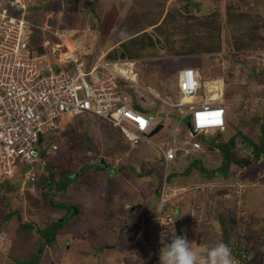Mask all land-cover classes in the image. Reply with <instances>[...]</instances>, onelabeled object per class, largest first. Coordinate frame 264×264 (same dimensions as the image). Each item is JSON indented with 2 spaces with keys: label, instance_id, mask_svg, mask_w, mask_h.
<instances>
[{
  "label": "rangeland",
  "instance_id": "1",
  "mask_svg": "<svg viewBox=\"0 0 264 264\" xmlns=\"http://www.w3.org/2000/svg\"><path fill=\"white\" fill-rule=\"evenodd\" d=\"M39 2L41 7L27 18L33 23L41 21L46 22L47 27L55 26L51 31L67 37L68 49H77L82 56H93V51H96L94 59L102 57L105 61L114 59L119 63L127 61L121 53L141 55L136 61L131 60L132 71H139L140 84L155 87L159 93L156 95L148 87L139 86L135 92V103L143 101V108L157 120H162L159 116L161 105H166L169 115L176 114L175 108L165 104L161 98L171 103L178 101L174 85L175 71L179 66L193 64L200 81L195 100L203 101L209 96L205 93L208 87L203 86L206 79L222 81V105L228 110L229 121L222 133L215 131L195 136V140L202 144L203 151L178 156L174 165H169L165 171L155 148L150 144L141 142L131 146L117 130H112L108 124L105 126L94 116L72 117L61 122L50 137L58 145L57 153L52 161H47L41 172L37 170V180L47 177L48 169L53 170L55 179L62 170L75 173L81 165L82 173L80 176L73 175L65 190L56 191L49 200L44 194L55 190L56 182L48 187L26 184L21 193L19 172L11 176L10 183L14 184L15 193L6 199L10 208L0 205V264H16L8 254L12 253L11 248L14 253L19 251L20 245L14 239L20 220L31 222L35 225L34 229H39L63 213V210L55 209L52 199L73 206L76 204L80 210H72L66 217L64 230L55 235V243L50 244L49 239H44L46 242L39 260L43 264H160V250L176 226V222L169 223L172 217L165 221L166 213L183 203L184 208L180 205L182 213L179 216L183 215L184 221L178 225L183 224L178 235H185L200 256H206L208 248L215 242L225 240L226 234L223 232L227 230H223L224 223L233 227L234 231L239 228L238 233L251 237L250 247L254 248L249 249L250 260L247 262L261 260L264 253L259 256L256 250L258 242L254 240L253 233L259 232L264 225V199L259 204L262 210L256 208V216L249 218L246 216L248 211L233 209L236 204L240 206L242 201L241 196L237 197V203L233 200L235 194L231 192L235 188L230 187L234 185L232 173L228 172L229 176L224 177L218 176L217 172L213 178H207L195 168L189 167L188 172L186 170L193 159H199L211 171L219 167L222 156L217 147L211 144L221 140L224 142L236 131H241L255 143H259L262 137L264 0ZM91 23L96 31L101 30V35L92 29ZM138 31L139 35L132 37ZM96 35L99 37L95 38ZM37 37H42L41 33ZM122 38L126 39L123 44L106 56L105 50L111 49V42ZM49 40H52V35ZM134 66L139 69L136 71ZM144 66L149 71L146 79H142L141 75ZM155 80L158 82L153 83ZM125 83L130 84L128 81ZM187 122L188 119L181 123L182 134H187L184 127ZM172 130L165 125L150 137V141L164 144L171 139ZM241 139L238 137V141ZM43 146L44 143L40 148ZM244 148L246 150L242 149V154L248 151L247 144ZM102 159L109 163V170L104 165L100 168L95 165L102 164ZM231 168L235 170L234 165ZM247 168L245 177L257 184L258 188H264V154ZM36 169H40V165ZM169 172H175L177 176L164 188L179 189L183 193L160 206L158 189L165 183V176ZM216 187L220 188L224 197L216 199L215 190H212ZM195 188L197 191L193 192ZM171 191V194H175ZM171 194H168V198ZM227 194H231L230 197ZM7 213L8 219L5 218ZM173 219L176 221L177 217L173 215ZM242 225L244 228H241ZM234 238H230L232 243Z\"/></svg>",
  "mask_w": 264,
  "mask_h": 264
},
{
  "label": "built area",
  "instance_id": "2",
  "mask_svg": "<svg viewBox=\"0 0 264 264\" xmlns=\"http://www.w3.org/2000/svg\"><path fill=\"white\" fill-rule=\"evenodd\" d=\"M39 1L0 0V184L22 165L27 166L25 179L34 181V168H42L57 153L58 145L49 136L55 134L61 122L72 117L94 116L117 130L131 146L149 143L165 166L177 153L184 157L202 150L195 136L225 129L223 84L216 91L220 97L197 101L199 75L194 68L185 67L176 74L178 101L167 102L175 108L178 123L190 117L191 126L182 135V146L173 133L165 146L149 142L148 134L157 121L152 114L133 108L127 87L139 86L121 74L127 62L105 61L102 57L89 62L77 49H68L53 38L49 40V30L55 26L47 27L46 22L40 26L27 18L41 6ZM38 32L42 37L36 36ZM122 80L130 84L121 85ZM209 89L205 93L211 94ZM189 98L194 101L185 102ZM239 173L231 186L235 189L245 187L244 182L237 181ZM196 191L197 188L193 190ZM168 194L170 189L162 187L161 203L169 199ZM169 223L174 224V219H169ZM234 245L236 264H246L249 258L244 236L238 235Z\"/></svg>",
  "mask_w": 264,
  "mask_h": 264
},
{
  "label": "trees",
  "instance_id": "3",
  "mask_svg": "<svg viewBox=\"0 0 264 264\" xmlns=\"http://www.w3.org/2000/svg\"><path fill=\"white\" fill-rule=\"evenodd\" d=\"M134 107L136 109L144 111L138 105H134ZM262 126H263L261 128L262 137L260 138L259 143H255L253 140H251L249 137H247L241 131H236L232 136H230L224 142H223V140H221L222 142H214L213 144L210 143L213 147H220L219 153L222 156V163L219 167L215 168V170L211 171V170L205 168L201 164L199 159H193L189 163L188 169L186 171L188 172L189 167L195 168L200 173L205 174L207 176V178H211V177L213 178L218 173H219L218 176L219 175L220 176L228 175V172L230 173V169H231L232 165H234L235 168L250 167L255 162H258L261 159V155L264 154V139H263L264 123H262ZM238 137H240L242 139L238 141ZM245 144H247L248 148L251 147L252 150L249 149V151H246L245 154H242V151L246 150L244 148ZM237 147L239 148L240 151L237 149ZM95 165H97V167H99V168L103 166L102 164H95ZM26 168H27V166L22 165L21 171H23ZM107 169L109 170V168H107ZM82 170H83L82 165L79 167L78 171L75 173H72V171H68V170L64 169L60 173H58V176H59L58 179H55L54 178L55 173L53 172V170L48 169V173H49L48 176L47 177L44 176L43 178H41V180H37L36 182L40 181V183L35 182V185L36 184L41 185V186L46 185L48 187V185L50 183L53 184L56 182L57 185H56L55 190H50V192L44 194L45 198H47V200H49V198H53V196L55 195L54 193H56V191H64L65 188L68 186L67 184L70 182V179L72 178V176L73 175L80 176L81 175L80 173H82ZM175 176H177V174L175 172H173V173L170 172L164 179L165 184H169L171 182L172 178H174ZM238 176H239V178H241L243 176V173L242 172L239 173ZM159 191H160V188L158 189V193H159ZM14 193H15L14 184L9 183V181H7V180L2 182L0 184V205H4V206H7L8 208H10V205L6 199H10L11 195ZM52 200L54 203L58 202L57 205H55L54 203L52 204L55 207V209L63 210V213L58 218L52 219L43 228H39V229L35 228L34 229L35 225H32L31 222H23L20 220L19 229L17 230L18 231L17 237L14 239V242L16 244L20 245V247H18L19 251L14 253L13 248H11L12 253L8 254L10 260L13 263H16V264H43L39 260H40L41 254L43 253V251H42L43 245L46 242V241L44 242V239L45 240L49 239L48 243H50V244L55 243L56 242L55 235L57 233H59V231L64 230V227H65L64 220L72 212V207H70V205L68 203L62 202V201H55L54 199H52ZM179 202H183V201L180 200ZM184 204L185 203L180 204V205H183V208H184ZM180 205L178 204V205L174 206L173 210H171L169 213H166V210L168 207L165 209V213H166L165 221L168 222L169 217H173V215H175L177 217V220H176V226L177 227L175 226V228H174L176 235H178V232L181 231V228L183 225L182 224L181 226H178L179 223L184 221V216L181 215L182 219L179 216V214L182 213V210H181L182 208L180 207ZM74 206H76V208H79V206H77L76 204H74ZM79 210H80V208H79ZM186 210H188V209H186ZM9 213H10V211H9ZM9 213H7V216H5L6 219H8ZM220 223H222V222L220 221ZM222 225H223L222 226L223 230L224 229L227 230V232H223V234H226L224 242L227 243L231 247L232 254L234 256V253H235L237 247L234 245V243L232 245L230 238H232V237L236 238V236H238V234H240V233L234 231L233 227L230 228V226H227L224 223H222ZM220 227H221V225H220ZM253 234H255L254 240L258 242V245H257L258 249H256V250L258 251L259 256L263 255V253H264V225L259 230V232L253 233ZM243 235H244L245 242H246L245 243V251L247 254H249V249L254 248L253 246L249 247V244H251V242H252L251 237L245 235L244 233H243ZM235 238H234V242H235ZM28 247H30L31 250ZM250 263L251 262H246V264H250Z\"/></svg>",
  "mask_w": 264,
  "mask_h": 264
},
{
  "label": "clouds",
  "instance_id": "4",
  "mask_svg": "<svg viewBox=\"0 0 264 264\" xmlns=\"http://www.w3.org/2000/svg\"><path fill=\"white\" fill-rule=\"evenodd\" d=\"M39 7H41V6H39ZM36 10H34V12H35ZM33 13V12H32ZM38 24H40V26H43V23H41V21H39L38 22ZM39 30V29H38ZM51 33L50 34H48V36L50 37V35H52V38H53V41H55V42H63L64 43V46L65 47H67V45H66V42H67V37H65L64 35H59V34H57L56 32H52L51 31V29L49 30ZM48 31V32H49ZM44 33H46L47 31H43ZM60 32V31H59ZM40 32H38L37 33V35L39 34ZM36 35V36H37ZM39 39V38H38ZM113 62V61H112ZM115 62V61H114ZM125 62H127V61H125ZM127 63H129V62H127ZM130 63H132V62H130ZM125 67V66H124ZM132 69V68H131ZM133 72V71H132ZM198 73V72H197ZM136 74V73H135ZM136 76V75H135ZM130 79V78H129ZM130 80H132V79H130ZM135 81V80H134ZM204 87H206L205 85H204ZM176 88H177V82H176ZM162 101L165 103V104H168L167 102V100H164V99H162ZM166 101V102H165ZM169 103H171V102H169ZM173 104V103H172ZM169 106H172V105H170V104H168ZM134 106V105H133ZM173 107V106H172ZM137 110V109H136ZM226 110H227V108H226ZM139 111V110H138ZM228 111V110H227ZM140 113H142V114H147V113H149V112H147V113H143L142 111H140ZM150 114H152L151 112H150ZM153 115V114H152ZM226 115H227V112H226ZM154 116V115H153ZM160 116V115H159ZM176 116H177V113H176ZM155 117V116H154ZM186 119H188V122H187V124H184V127L186 128V130L187 129H189L190 128V126H191V121H190V117L188 116L187 118H185V120ZM225 119H226V117H225ZM155 120L157 121V124H162L163 125V121L162 120H157L156 118H155ZM176 122H177V124H176V126L173 128V130L171 131V134L173 133V134H175L177 137V140H178V142H179V146H182V128L183 127H180L181 126V123H178V116H177V118H176ZM225 129H226V121H225ZM224 129V130H225ZM161 130V129H160ZM159 130V131H160ZM223 130V131H224ZM158 131V132H159ZM223 131H218L219 133H222ZM157 132V133H158ZM210 132H215V131H210ZM150 134V133H149ZM149 134H148V137H149V142H151L150 141V137H152V136H149ZM156 134V133H155ZM154 134V135H155ZM171 134H170V137H171ZM153 135V136H154ZM202 135V134H201ZM51 136H49V138H50ZM171 140V139H170ZM127 143V142H126ZM151 143H153V142H151ZM165 143V142H164ZM149 144V143H148ZM155 144V143H154ZM158 145H163V146H165V144H163V143H161V144H158ZM152 146V145H151ZM217 149H218V147H217ZM219 150V149H218ZM203 151V148H202V150H200V152H202ZM155 152H156V150H155ZM157 153V152H156ZM191 154V153H190ZM189 155V154H188ZM157 156L159 157V159H160V161L162 162V164H163V161L161 160V156L159 155V153H157ZM178 156H180V157H183V156H181L180 155V153H177L176 154V158L178 157ZM187 156V155H186ZM54 157V156H53ZM52 157V158H53ZM185 157V156H184ZM52 158H50V160L52 161ZM175 158V159H176ZM175 159L171 162V163H169L168 165H164L163 164V169H164V171H165V169L169 166V165H174L173 163H174V161H175ZM49 160V159H48ZM47 160V161H48ZM103 161H104V164H106L107 166H106V168H108V165H109V163H107V162H105V160L104 159H102ZM46 164H47V162H46ZM45 164V165H46ZM37 168V166L34 168V173L36 174V176H35V179H34V181H28V179H25V177H24V171H27L26 169H24L23 171H21V169H17L16 171H14L13 172V174L15 173V172H19V174H20V178H21V180H20V182H19V184H20V188H22V190H20V188H19V191L22 193L24 190H25V188H24V186H26V184H34L35 185V182L37 181V178H38V175L39 174H37V170L39 171V172H41L42 171V169L44 168V166L41 168L40 167V169H36ZM170 173V172H169ZM13 174H11V176L13 175ZM166 175V174H165ZM11 176L7 179V181H9V183H10V178H11ZM166 177V176H165ZM166 186V184L165 183H163L161 186H160V188H162V187H165ZM231 187V186H230ZM170 189H172L173 191H174V188H170ZM191 193H192V191H190ZM180 193H183L182 191L180 192V190L179 189H175V195H173V196H171L167 201H169L172 197H174V196H177L178 194H180ZM160 194H161V189H160V191H159V193H158V200H159V203H160V206H161V202H160ZM166 201V202H167ZM165 203V202H164ZM70 207H72V209L73 208H75V209H77L76 208V206H73V205H71ZM170 219H173V217L172 218H170ZM176 221L174 220V223H175ZM238 235H243V234H238ZM244 236V235H243ZM237 237V236H236ZM245 239V238H244ZM246 243V242H245ZM164 247H163V249H161L160 250V264H236V262H235V258H234V256H233V254H232V250H231V247L227 244V243H225L224 241H217V242H215L211 247H209L208 248V250H207V255L206 256H204V257H201L196 251H194V249H193V247H192V242L191 241H189L188 240V238L185 236V235H183V234H181V235H176L175 234V231L173 232V234L168 238V240H167V242H165L164 243ZM250 260V259H249Z\"/></svg>",
  "mask_w": 264,
  "mask_h": 264
},
{
  "label": "crops",
  "instance_id": "5",
  "mask_svg": "<svg viewBox=\"0 0 264 264\" xmlns=\"http://www.w3.org/2000/svg\"><path fill=\"white\" fill-rule=\"evenodd\" d=\"M91 1H97V0H91ZM101 1V0H100ZM37 9V8H36ZM39 9V8H38ZM95 12V11H94ZM97 12V11H96ZM91 24H93V23H91ZM86 28H88V26L86 27ZM69 29H70V27H69ZM92 29L98 34V35H101V30L100 31H96V28H95V25L93 24V26H92ZM139 31L138 32H136V33H134L133 34V36L132 37H136L137 35H139ZM95 38H97V37H99V36H94ZM106 38V37H105ZM130 38V37H129ZM126 39H124V38H122V39H119L118 41H114L113 43L111 42V44L112 45H110V47H111V49H107V50H105L106 51V56L110 53V51L111 50H116V48L118 47V46H121L123 43L122 42H124ZM114 46V47H113ZM94 52V54H93V56L91 55L90 56V54H88V56H85V60H87V61H89V62H93L95 59H94V56H96V51H93ZM84 53V52H83ZM104 55V54H103ZM121 55H122V57L124 56L126 59L125 60H127V61H130L131 62V60H133V59H135L134 61H136L138 58H141V55H137L136 53H134L133 55L132 54H130V53H128L127 55H123L122 53H121ZM109 56V55H108ZM121 57V56H120ZM121 57V58H122ZM139 60H141V59H139ZM109 61H115L114 59H110ZM121 61V60H120ZM143 61V60H142ZM130 62L129 63H125V67L124 68H126V65L127 66H132V64H130ZM191 68H194L196 71H197V69H196V66H194L193 64L192 65H189ZM189 66H187V65H182V66H179V67H177V69H176V73H175V81H174V85L176 86V74H177V72L179 71V70H181L182 68H185V67H189ZM139 67V66H138ZM134 69H136V71H137V69H139V68H137V67H135L134 66ZM141 69V68H140ZM142 72H143V74H141L142 75V79H146V78H148L149 76H148V68H147V66H144V68H142ZM141 71V70H140ZM136 73V76H135V82H136V84L138 85V86H140L141 88H143L144 86L145 87H148V89H150L151 90V92H153L154 94H158L159 92L157 91V89L155 88V87H149L148 85H142V84H140L139 83V79H140V74H139V71L138 72H135ZM127 76V75H126ZM128 77V76H127ZM130 78V77H129ZM132 79V78H131ZM207 80V79H206ZM160 81H162V79H160ZM121 83V85H125L124 84V82L125 81H120ZM153 83H155V82H158V80H155V81H152ZM221 83H222V81H221ZM204 84V83H203ZM223 84V83H222ZM143 86V87H142ZM222 86V85H221ZM128 89V92L130 93V96H132L133 98H134V100L132 99V103H133V105H138L142 110H144V112L145 113H147V112H149L150 113V111H148L147 109H145V108H143V101H137L136 103H135V100H136V95H135V92H137L138 91V88L137 87H127ZM148 89H146V90H148ZM150 90H149V92H150ZM160 95V94H159ZM165 96V95H164ZM163 98H161V100H162ZM165 100V99H164ZM139 102H141V104H139ZM168 105V104H167ZM161 110L164 112V113H162L161 112ZM161 110L159 111V113H161V114H159L160 115V118L162 119V121H163V123L166 121V124H163V127L165 126V125H168L169 127H171V128H174L175 126H176V124H177V122H176V118H177V116H176V114H174L173 116H171V115H169L168 113H169V109L166 107V105H161ZM175 111V110H174ZM156 112V111H155ZM165 115V116H164ZM228 116H229V113L227 112V115H226V126H227V124H228ZM81 117V116H80ZM80 117H78V118H80ZM77 119V118H76ZM83 118H81V120H82ZM80 120V121H81ZM74 123V122H73ZM83 123V122H82ZM103 123V122H102ZM74 124H76V122L74 123ZM80 125V124H79ZM79 125H77V127L79 126ZM84 126H85V124H84ZM83 126V127H84ZM105 126H106V124H105ZM181 127V126H180ZM112 129V128H111ZM113 130V129H112ZM249 149L250 148H248L247 150L249 151ZM217 168V167H216ZM235 168V167H234ZM246 169V170H245ZM236 170H239L240 171V173L242 172L243 173V176L241 177V178H239V176H238V178H237V181H241V182H244L245 183V187L244 188H242V189H235V191L234 192H231V194H235V197H233V200H237V197H239V196H241V201L242 202H240L239 204H240V206H237V204L236 205H234V207H233V209H239V210H246V211H248L247 212V214H246V216H248L249 218H250V216H253V217H255L256 215H255V209L257 208H261L260 206H259V204L263 201V199H264V188H258V185L256 184L255 185V183H252V181L248 178V177H245V175L247 176V172H248V168L247 167H243V168H235V170H233L232 168L230 169V174L232 173V175H231V180H233V181H235V174H236ZM227 176H229V175H225L224 177H227ZM232 176H233V178H232ZM262 186H263V184H262ZM257 187V188H256ZM208 189V188H207ZM209 190H211V188L209 189ZM212 190L214 191L215 190V193H216V199L219 197V196H221V197H224V195L221 193V191H220V188H212ZM230 194V195H231ZM259 194H261V196L259 195ZM229 194H227V196H228ZM230 195L228 196V197H230ZM261 197V198H260ZM256 200V201H255ZM260 200H262V201H260ZM259 201V202H258ZM258 202V204H256L255 205V203H257ZM235 203H237V201L235 202ZM228 207V206H227ZM233 209H232V211H233ZM261 210H262V208H261ZM241 228H244V226L242 225L241 226ZM239 228H236V232H239ZM238 234V233H237ZM230 241H231V239H230ZM231 243H232V241H231ZM233 243H234V240H233ZM233 243H232V245H233ZM249 247H250V244H249ZM200 250H201V248H199ZM203 251V250H202ZM261 260H259L258 262H255V263H250V264H263V261H264V257H262V258H260Z\"/></svg>",
  "mask_w": 264,
  "mask_h": 264
},
{
  "label": "bare ground",
  "instance_id": "6",
  "mask_svg": "<svg viewBox=\"0 0 264 264\" xmlns=\"http://www.w3.org/2000/svg\"><path fill=\"white\" fill-rule=\"evenodd\" d=\"M131 68H132L131 66H127L126 65V68H122L121 74H123L125 76L127 75L128 76L127 78L130 77V78H132V80H134L135 79V75L133 74L132 71H130ZM204 84L206 86H208V88H210L209 89L210 91L208 90V92H210L211 94H209V96H207L208 100H212V99H215V97H217V96H219V97L221 96L219 93L218 94L216 93V91H218L220 89L221 85H222L220 80H218V79H213V80L207 79V80L204 81ZM213 91H215V92H213ZM191 101L193 102L194 98L186 99L185 102H191Z\"/></svg>",
  "mask_w": 264,
  "mask_h": 264
},
{
  "label": "water",
  "instance_id": "7",
  "mask_svg": "<svg viewBox=\"0 0 264 264\" xmlns=\"http://www.w3.org/2000/svg\"><path fill=\"white\" fill-rule=\"evenodd\" d=\"M163 128L162 124H157L156 127L150 132L149 136H153L155 133H157L160 129ZM218 149H220V147H218ZM102 165H104L105 167L107 166L106 164H104V161L101 160ZM73 211H75L76 209L73 208Z\"/></svg>",
  "mask_w": 264,
  "mask_h": 264
},
{
  "label": "flooded vegetation",
  "instance_id": "8",
  "mask_svg": "<svg viewBox=\"0 0 264 264\" xmlns=\"http://www.w3.org/2000/svg\"><path fill=\"white\" fill-rule=\"evenodd\" d=\"M71 206V205H70Z\"/></svg>",
  "mask_w": 264,
  "mask_h": 264
}]
</instances>
